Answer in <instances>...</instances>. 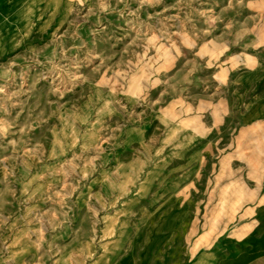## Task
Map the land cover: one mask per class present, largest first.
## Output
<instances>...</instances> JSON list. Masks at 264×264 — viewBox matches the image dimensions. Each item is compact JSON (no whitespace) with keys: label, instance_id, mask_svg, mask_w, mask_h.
I'll list each match as a JSON object with an SVG mask.
<instances>
[{"label":"rangeland","instance_id":"obj_1","mask_svg":"<svg viewBox=\"0 0 264 264\" xmlns=\"http://www.w3.org/2000/svg\"><path fill=\"white\" fill-rule=\"evenodd\" d=\"M13 26L0 264H190L264 202L237 198L264 192V0H41Z\"/></svg>","mask_w":264,"mask_h":264},{"label":"crops","instance_id":"obj_2","mask_svg":"<svg viewBox=\"0 0 264 264\" xmlns=\"http://www.w3.org/2000/svg\"><path fill=\"white\" fill-rule=\"evenodd\" d=\"M2 1L4 0H0ZM256 104H261V110L249 117L258 116L264 110V101L254 105ZM239 197L264 199V192H251L243 196L238 195L237 198ZM238 216L243 217L238 218L233 227L226 228L217 237V241L190 264H264V202L260 205L254 204L248 209L244 208ZM194 249L195 247L189 244V256Z\"/></svg>","mask_w":264,"mask_h":264},{"label":"bare ground","instance_id":"obj_3","mask_svg":"<svg viewBox=\"0 0 264 264\" xmlns=\"http://www.w3.org/2000/svg\"><path fill=\"white\" fill-rule=\"evenodd\" d=\"M41 0H8L9 9L0 7V17L10 20L16 29L28 25V18L35 13V6Z\"/></svg>","mask_w":264,"mask_h":264}]
</instances>
